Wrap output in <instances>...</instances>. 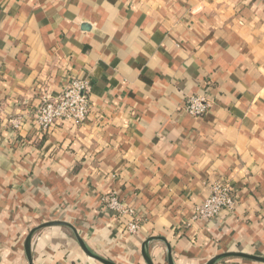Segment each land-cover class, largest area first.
Here are the masks:
<instances>
[{"label":"crops","instance_id":"0c3cea01","mask_svg":"<svg viewBox=\"0 0 264 264\" xmlns=\"http://www.w3.org/2000/svg\"><path fill=\"white\" fill-rule=\"evenodd\" d=\"M78 77L84 124L8 123ZM0 103V264H102L79 239L113 264H264L237 256L264 258V0H0ZM216 180L235 208L193 220Z\"/></svg>","mask_w":264,"mask_h":264},{"label":"built area","instance_id":"2783aa9c","mask_svg":"<svg viewBox=\"0 0 264 264\" xmlns=\"http://www.w3.org/2000/svg\"><path fill=\"white\" fill-rule=\"evenodd\" d=\"M92 84L85 78H70L63 92L58 97L45 93L41 102L26 115L11 117L8 123L15 131L22 127V119L33 126L39 134H47L60 123H72L74 126L84 124L91 113ZM212 107L211 101L202 95H192L186 99L183 107L194 117L206 115ZM5 107L0 103V127L5 121ZM107 208L118 217L130 219L126 231L137 235L143 226V218L136 211L123 204L118 195L112 193L103 199ZM237 204L233 185L227 181L216 180L209 183V195L195 208L193 220H214L223 211H231Z\"/></svg>","mask_w":264,"mask_h":264},{"label":"water","instance_id":"95a60500","mask_svg":"<svg viewBox=\"0 0 264 264\" xmlns=\"http://www.w3.org/2000/svg\"><path fill=\"white\" fill-rule=\"evenodd\" d=\"M49 226H70V225H68L67 223H63V222H53V223H48V224L44 225V227H49ZM35 232H36V231H33V232L29 235V237H28V239H27V243H26V250H27V253H28L29 257H30V250H31V242H32V238H33ZM79 242H80V244H81L83 250L85 251V253H86L89 257H91V258H93V259L99 261V262L102 263V264H113L112 262H110V261H108V260H106V259H104V258H102V257H99L98 255H95L93 252H91V251L88 249V247L86 246V244H85L81 239H79ZM146 251H147V249H144V254H145V258H146L147 263H148V264H153L152 261H151V259H150V257H149L148 254L146 253ZM225 256H228V255H222V256H220V257L214 259L213 261H211L209 264H213V263H215V262L218 261L219 259H222V258L225 257ZM229 256H230V255H229ZM237 256H240V257H246V258H252V259H254V260L264 262V258L252 257V256L244 255V254H239V255H237Z\"/></svg>","mask_w":264,"mask_h":264}]
</instances>
